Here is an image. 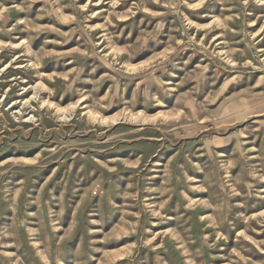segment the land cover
Wrapping results in <instances>:
<instances>
[{
    "label": "rangeland",
    "instance_id": "obj_1",
    "mask_svg": "<svg viewBox=\"0 0 264 264\" xmlns=\"http://www.w3.org/2000/svg\"><path fill=\"white\" fill-rule=\"evenodd\" d=\"M0 264H264V0H0Z\"/></svg>",
    "mask_w": 264,
    "mask_h": 264
}]
</instances>
